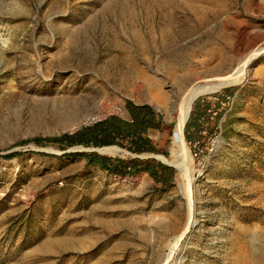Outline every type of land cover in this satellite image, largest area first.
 I'll return each instance as SVG.
<instances>
[{
  "label": "rangeland",
  "instance_id": "obj_1",
  "mask_svg": "<svg viewBox=\"0 0 264 264\" xmlns=\"http://www.w3.org/2000/svg\"><path fill=\"white\" fill-rule=\"evenodd\" d=\"M261 47L264 0H0V264H162L185 227L169 264H264V52L205 93L237 87L206 146L185 142L191 217L175 166L163 190L32 141L126 117L131 100L160 113L157 152H95L173 165L183 93ZM123 64L140 88L118 85Z\"/></svg>",
  "mask_w": 264,
  "mask_h": 264
},
{
  "label": "trees",
  "instance_id": "obj_2",
  "mask_svg": "<svg viewBox=\"0 0 264 264\" xmlns=\"http://www.w3.org/2000/svg\"><path fill=\"white\" fill-rule=\"evenodd\" d=\"M237 87H227L221 91L198 96L192 103L188 119L184 125L183 135L188 146L204 148L207 144L206 136L215 135L219 131L218 123L225 110L222 105L233 96ZM210 98H213L211 100ZM127 117L110 114L93 123L82 125L73 132H63L48 137H35L37 144L49 143L59 149L71 147L99 148L118 145L133 154L155 153L156 148L148 137L150 128H159L162 124L161 115L149 104H135L126 100ZM196 154L195 151H193ZM14 152L9 156L15 155ZM41 155H49L40 152ZM64 156L84 158L87 166H95L114 176H135L139 172L148 174L163 190L173 185L176 170L154 158L132 157L122 159L95 151H70Z\"/></svg>",
  "mask_w": 264,
  "mask_h": 264
},
{
  "label": "bare ground",
  "instance_id": "obj_3",
  "mask_svg": "<svg viewBox=\"0 0 264 264\" xmlns=\"http://www.w3.org/2000/svg\"><path fill=\"white\" fill-rule=\"evenodd\" d=\"M264 52V47L256 48L252 50L245 59L236 66L232 72H230L227 75L219 76L217 78H212L210 81L205 83H196L190 86L181 96V99L177 106V113L175 116V123L174 127L171 132V143H172V149L174 150V157L172 159L173 165L179 170L181 174V178H184L186 180V193H187V199L189 204V217H191V195L192 191L190 188V168L188 164V150L185 145L183 130L185 121L189 115L192 100L199 94H203L209 91H215L219 88L225 87L227 85H230L232 83H235L241 79V76L245 73L246 67L249 64V62ZM137 76L133 74L132 66L123 64L120 68V75L118 76V85L123 88L124 90L130 89L134 90L137 88H140L142 84L138 83L136 81ZM180 81H178L179 84ZM144 83L146 84L145 80ZM181 84V82H180ZM147 86V94L150 100L154 103H159L163 100L165 96H163L159 89L155 86H152L151 84H146ZM102 153L107 154H115L121 151V149L116 145H110L101 147L98 149ZM165 162H168L167 159L163 158ZM187 227H185L182 232L179 234V236L174 240V242L171 243L169 247V252L166 254L162 264H169L170 260H172L173 255L176 250V245L182 234H184L187 231Z\"/></svg>",
  "mask_w": 264,
  "mask_h": 264
},
{
  "label": "crops",
  "instance_id": "obj_4",
  "mask_svg": "<svg viewBox=\"0 0 264 264\" xmlns=\"http://www.w3.org/2000/svg\"><path fill=\"white\" fill-rule=\"evenodd\" d=\"M135 104H143V103H137V102H134ZM148 104V103H147ZM150 105V104H149ZM158 112V111H157ZM159 113V112H158ZM160 114V113H159ZM127 117V116H126ZM188 119V118H187ZM163 127V122H162V124H161V126L159 127V128H150L149 130H148V137L150 138V140H151V142H152V144L154 145V147L156 148V152H157V144H156V142H155V140L153 139V136H154V134H155V132H158V130H160L161 128ZM155 152V153H156ZM148 154H152V153H148ZM135 155H137V154H135ZM112 157V156H111ZM138 157V156H137ZM138 158H141V157H138ZM152 158V157H151ZM159 161V160H158ZM160 162H162V161H160ZM163 163V162H162ZM164 164H166V163H164ZM168 165V164H167ZM172 167H174V166H172Z\"/></svg>",
  "mask_w": 264,
  "mask_h": 264
},
{
  "label": "water",
  "instance_id": "obj_5",
  "mask_svg": "<svg viewBox=\"0 0 264 264\" xmlns=\"http://www.w3.org/2000/svg\"><path fill=\"white\" fill-rule=\"evenodd\" d=\"M209 92H211V91H209ZM206 93H208V92H206ZM203 94H205V93H203ZM199 95H201V94H199ZM199 95H197L193 100H192V103H193V101L199 96ZM192 106V105H191ZM188 118V117H187ZM186 121H187V119H186ZM186 121H185V123H186ZM71 148H73V149H78L79 151H97L99 148H83V147H71ZM166 164H168V165H170V166H174V165H172V164H169V163H166Z\"/></svg>",
  "mask_w": 264,
  "mask_h": 264
}]
</instances>
